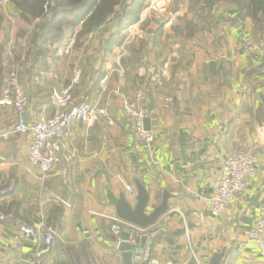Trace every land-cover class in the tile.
I'll use <instances>...</instances> for the list:
<instances>
[{
  "label": "crops",
  "instance_id": "0c3cea01",
  "mask_svg": "<svg viewBox=\"0 0 264 264\" xmlns=\"http://www.w3.org/2000/svg\"><path fill=\"white\" fill-rule=\"evenodd\" d=\"M6 5L12 10L5 13L9 25L0 31V42L5 41L0 94L3 77L17 67L29 102L21 116L0 105V212L9 216L0 220V264H122L111 230L117 215L107 194L117 198L124 192L134 204V178L150 194L146 213L164 193L171 195L166 230L154 236L145 264H209L212 254L222 250V264H264L258 247L247 240L264 215V60L245 50L246 41L264 36V22L255 28L233 2L206 10L202 0H162L160 14L144 5L131 23L139 26L134 36H128V25L121 45L104 61L99 47L115 30L114 17L80 47L54 44L53 56L38 61L28 44L34 22H23ZM76 66L81 77L74 94L107 104L113 124L74 122L63 148L73 159L57 167L65 175L56 169L43 177L28 160L30 134L3 138L1 133L18 121L34 122L40 112L51 116V93L70 83ZM151 66L161 70L162 85L149 79ZM139 87L150 110L154 140L149 147L139 143L121 108V95L131 99ZM245 149L256 155V175L212 216L208 197L223 162ZM127 185L132 186L129 192ZM164 217L148 231L158 230ZM20 221L51 229L52 249L38 257L41 244L21 235Z\"/></svg>",
  "mask_w": 264,
  "mask_h": 264
},
{
  "label": "built area",
  "instance_id": "2783aa9c",
  "mask_svg": "<svg viewBox=\"0 0 264 264\" xmlns=\"http://www.w3.org/2000/svg\"><path fill=\"white\" fill-rule=\"evenodd\" d=\"M162 0H145V7L154 12L161 11ZM138 23L127 27L128 36H134L138 29ZM73 38L70 39L72 43ZM245 50L247 53H256L264 60V36L252 41H246ZM123 51L115 56L120 62ZM122 72V70H120ZM81 71L76 66L73 68L71 81L68 85L59 90H53L51 101L54 112L51 116H46L43 112L38 114L37 119L32 123L18 121L9 126L1 133L3 138H8L11 134H30L31 139L28 144V160L36 166L43 177L53 173L62 162H70L73 153L63 152L64 141L71 135V127L74 122L91 124L103 119L108 125L113 124L110 117L108 105H100L84 100L82 96L74 94V87L79 84ZM149 79L160 86L163 84V74L159 68L151 66L149 69ZM108 78L104 76L100 82L102 91L106 90L105 84ZM166 98V102L170 101ZM144 90L137 88L131 99L121 95V108L126 120L135 132L139 143L149 147L154 136L150 129H146L145 120L148 118L150 110L144 104ZM28 96L24 84L20 80L17 67L12 68L3 77V86L0 95V105L11 106L21 116L28 106ZM63 152V153H62ZM60 175H65L63 168H58ZM257 172V158L252 149L240 150L226 156L220 176L214 181L212 192L208 197V211L212 216H218L227 205L241 194L246 185V181L253 179ZM132 186L127 185L126 191H131ZM9 216L0 212V220H5ZM124 223L117 217L114 218L111 230L115 234L122 229ZM17 228L26 239H36L41 245L37 251V256L49 252L54 244V233L46 228L42 223L31 224L20 221ZM150 231L144 234L148 235ZM247 240L255 244L259 253L264 257V215L259 217L247 234Z\"/></svg>",
  "mask_w": 264,
  "mask_h": 264
},
{
  "label": "trees",
  "instance_id": "16d2710c",
  "mask_svg": "<svg viewBox=\"0 0 264 264\" xmlns=\"http://www.w3.org/2000/svg\"><path fill=\"white\" fill-rule=\"evenodd\" d=\"M221 1L233 2L250 18L255 28L264 22V0H202L203 8L210 9ZM145 0H0V31L3 29L5 3H10L16 16L28 24L34 22L28 44L35 59L45 61L53 56L54 44H67L73 38V47L78 48L85 38L114 17L116 28L100 43V59L104 61L115 46L121 45L123 30L138 20ZM3 13V14H2ZM7 29V28H6ZM5 41L0 42V52ZM1 95V94H0Z\"/></svg>",
  "mask_w": 264,
  "mask_h": 264
},
{
  "label": "water",
  "instance_id": "95a60500",
  "mask_svg": "<svg viewBox=\"0 0 264 264\" xmlns=\"http://www.w3.org/2000/svg\"><path fill=\"white\" fill-rule=\"evenodd\" d=\"M149 121L145 120V127L149 129ZM136 198L135 203L131 204L124 192H121L117 198L112 194H107L108 202L114 206L117 217L129 229H121L116 235L114 242L120 253L122 264H145L150 256V246L154 236L161 230H166V223L169 220L165 214L168 210L167 199L170 193H164L160 203L153 207L150 212L146 213L149 205L150 194L145 185L138 179H133ZM164 220L158 230L148 235L144 233L150 230L157 221L162 217ZM224 250L214 252L209 264H222L224 261ZM152 264H157L152 261Z\"/></svg>",
  "mask_w": 264,
  "mask_h": 264
},
{
  "label": "rangeland",
  "instance_id": "374dc122",
  "mask_svg": "<svg viewBox=\"0 0 264 264\" xmlns=\"http://www.w3.org/2000/svg\"><path fill=\"white\" fill-rule=\"evenodd\" d=\"M2 10H4V14H11V8H9L7 5L5 6V8H2ZM164 11V8H161V11L160 12H156L158 14L162 13ZM154 12V11H153ZM3 14V13H2ZM13 24V23H12ZM9 25V21L7 18H5L4 16V19H3V26L4 27H7ZM14 25V24H13ZM13 27V26H12Z\"/></svg>",
  "mask_w": 264,
  "mask_h": 264
}]
</instances>
